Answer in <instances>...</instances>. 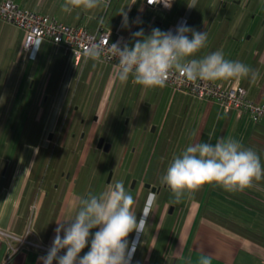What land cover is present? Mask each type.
<instances>
[{
  "label": "crops",
  "instance_id": "obj_1",
  "mask_svg": "<svg viewBox=\"0 0 264 264\" xmlns=\"http://www.w3.org/2000/svg\"><path fill=\"white\" fill-rule=\"evenodd\" d=\"M13 1L89 31L101 25L112 41L130 46L132 33L141 28L146 35L153 28L167 31L183 19L189 27L208 34L206 46L193 58L220 50L225 59L258 69L260 78L254 85L248 79L217 82L240 84L249 99L264 102L261 0H197L195 8L188 7L190 0H173L167 10L146 6L143 0H110L107 9H74L70 14L61 10L64 0ZM122 8L127 13V26L119 14ZM23 38L21 28L0 19V230L26 236L47 248L23 242L5 264H42L40 258L52 245L58 223L74 218L81 197L97 193L93 188L96 184L90 186L84 177L80 184L65 181L61 195V171L71 169L70 176L78 174V166H73L82 164L87 153L94 152L97 135L104 133L102 127L106 122L110 125L109 120L116 118L114 112L121 107L127 111L132 138L138 143L153 137L143 125L154 124L159 134L163 131L162 147L152 169L158 168L159 161L164 163L181 154L190 142L215 144L220 138H231L245 147L254 137L264 147V118L256 125L245 108L224 109L214 99L198 98L168 84L145 89L131 78L121 84L114 64L84 60L75 65L69 49L46 38L36 39L25 52ZM70 91L73 95L66 99ZM66 108L68 117L58 140L63 152L58 148L59 153L51 154L44 136L57 128ZM151 143L157 146L156 141ZM255 152L264 166L261 150ZM161 167L165 172L167 165ZM161 192L131 264H200L202 257L210 258L211 264H264V179L257 187L232 193L206 184L186 194L178 204L171 202L169 188ZM135 237L136 233H131L129 242ZM88 250L86 247L81 256ZM8 252L9 240L0 233V264Z\"/></svg>",
  "mask_w": 264,
  "mask_h": 264
},
{
  "label": "clouds",
  "instance_id": "obj_2",
  "mask_svg": "<svg viewBox=\"0 0 264 264\" xmlns=\"http://www.w3.org/2000/svg\"><path fill=\"white\" fill-rule=\"evenodd\" d=\"M150 4L161 0H148ZM110 0H64L61 10L72 13L74 9L85 12L107 9ZM165 7L171 0H164ZM197 0H190L189 8H195ZM127 26L124 8L119 12ZM103 23V17L99 18ZM190 34V35H189ZM133 43L117 41L92 44L84 50L86 60L103 63L102 55L116 59V77L121 84L132 82L145 89L163 88L173 75L196 84L198 81L214 82L248 79L256 84L260 78L258 69L236 60L225 59L220 50L200 59L193 58L208 40L207 32H200L182 23L172 30L153 28L145 34L143 28L132 33ZM39 48L38 44H35ZM95 66V63L94 65ZM264 179V166L254 150L245 148L235 139L220 138L215 144L193 142L181 154L173 156L160 177V183L171 192V202L181 203L185 195L199 191L204 185H216L227 192H243L257 187ZM157 200L150 193L137 220L136 200L126 191L124 182L110 184L100 193L89 192L81 197L73 219L58 223L52 245L42 264H131L139 238L148 227L147 220ZM96 229L95 232L92 230ZM136 237L129 242L128 237ZM63 233V235H61ZM90 245V247H89ZM89 250L81 256V252ZM64 251V254L60 253ZM200 264H211L210 258L202 257Z\"/></svg>",
  "mask_w": 264,
  "mask_h": 264
},
{
  "label": "built area",
  "instance_id": "obj_3",
  "mask_svg": "<svg viewBox=\"0 0 264 264\" xmlns=\"http://www.w3.org/2000/svg\"><path fill=\"white\" fill-rule=\"evenodd\" d=\"M143 2L149 7L161 6L162 8H169L165 7L164 0L156 4H150L148 0H143ZM0 19L14 23L23 30L24 38L22 46L24 49H30L36 39L46 38L69 49L72 52L75 65H79L82 61L86 60L83 53L90 45L101 44L106 46L107 44L117 42L110 39L109 32L103 30L101 25L95 31H89L83 26L70 25L49 14L22 7L13 0H0ZM183 21L182 19L181 24ZM176 27L171 28L173 34H175ZM105 56L106 53L102 55L104 63L114 65L117 63L115 58L111 59ZM167 84L198 98L214 99L224 109L234 108L239 111L245 108L249 110L254 121L264 113V103L248 99L245 88L239 84L227 86L217 81H198L196 84H193L179 75H173ZM0 233L7 237L10 245V252L6 254L1 264L9 262L11 255L20 249V245L23 242L39 248H47L44 244L33 239H28L26 236L16 235L3 230H0ZM12 240L19 243L11 244Z\"/></svg>",
  "mask_w": 264,
  "mask_h": 264
},
{
  "label": "flooded vegetation",
  "instance_id": "obj_4",
  "mask_svg": "<svg viewBox=\"0 0 264 264\" xmlns=\"http://www.w3.org/2000/svg\"><path fill=\"white\" fill-rule=\"evenodd\" d=\"M72 95L73 91L68 92L66 99H71ZM66 103L67 101L65 100V104ZM69 104L70 103L68 102L67 105ZM114 113L115 114L113 116H116V118L109 120L110 125H108V123L106 122L102 127L104 133H99L97 135L92 147L94 152L87 153V158L82 164L73 166H78V174L76 176H70L71 169H64L61 171L62 182L64 181V183L61 182V185L59 187L61 189L62 186V192H60V194L63 195V192H65L63 188V185H66L65 181L69 182L71 180V182L73 183L80 184L83 178L86 177V182H89L90 186L92 184H96V186L93 188L96 189L98 194L106 190V188L110 184L114 185L116 182L122 180L124 182L126 191L131 193L133 197L135 196L134 199L136 201H140L138 202L140 204V209L137 214V220H139L140 216L142 215L141 209L143 208L148 195L150 193H155L158 200L159 197L162 196L161 190L164 187H167L166 185H162L160 183V177L165 172L163 171V168L161 166L152 169L149 164L146 165L144 163L145 155L143 154V146H145L146 142L140 143L142 144L141 150L127 145V142L131 140L133 135L131 134V127H129L130 119L124 107H121L119 112ZM67 117L68 110L66 108L65 115L62 118L60 117L61 119L59 120L57 128L48 130L45 133L44 139L51 154H56L58 152V148L59 152H63V145L59 143L58 140L60 132L64 128L63 126H65L64 124L66 123ZM117 117L120 118L119 121H117ZM118 126L119 130H121L119 131V134L116 130ZM142 128L146 129L149 133L156 131V127L154 126V124H151L150 126L143 125ZM107 129L108 133L106 131ZM107 134H109V137L111 138L108 139L106 136ZM114 137L121 139V141L118 143V148L115 145L113 139ZM100 138H102L101 142H99ZM133 153H135L134 157H132ZM126 156L128 157V159L124 160V157ZM71 161L72 160H70V162ZM88 171L90 172V174H87ZM58 185V183L55 184L56 187H58ZM60 197L61 196H58V199ZM157 200L155 205L158 204ZM171 207L172 206L169 207V210L171 209Z\"/></svg>",
  "mask_w": 264,
  "mask_h": 264
},
{
  "label": "rangeland",
  "instance_id": "obj_5",
  "mask_svg": "<svg viewBox=\"0 0 264 264\" xmlns=\"http://www.w3.org/2000/svg\"><path fill=\"white\" fill-rule=\"evenodd\" d=\"M260 8H264V0H261L260 3L258 4V9H260ZM163 9L164 10H167L169 8H164L163 7ZM11 113H12V115H14V111H11ZM251 120L254 122L253 119H251ZM116 130H117V133L118 134H119V131H121V130H119V127ZM149 134L152 135L153 137L149 138V141L146 142L145 146H143V154L145 155V157H144V161L145 162L144 163L146 165L149 164V166L151 167V166H153L154 162L157 161V159L154 158V157H155L156 154H158L157 153L158 149L160 147H162V146H160V144L163 141V131H162L161 134H159L158 130H156L155 132H151ZM106 136H107L108 139L111 138V137H109V134H107ZM113 139H114L115 145L118 148V143L121 141V139L120 138H117V137H114ZM154 141L157 142V146L155 145V143H151V142H154ZM127 143H128L127 145H129L130 147H135V149L141 150L142 144L138 143L135 138H131V140L129 142H127ZM189 144H191V142L190 143H187L186 145H184V147L186 148ZM127 156L124 157V160H127L128 159ZM134 156H135V153L132 154V157H134ZM81 157H82V154H81ZM171 160H172V158H169V159L165 160L164 163L161 160V161H159V166H161L162 164L163 165L165 164V166L167 165V167H168V165L171 162ZM28 222L30 223V221H28Z\"/></svg>",
  "mask_w": 264,
  "mask_h": 264
},
{
  "label": "trees",
  "instance_id": "obj_6",
  "mask_svg": "<svg viewBox=\"0 0 264 264\" xmlns=\"http://www.w3.org/2000/svg\"><path fill=\"white\" fill-rule=\"evenodd\" d=\"M21 6V5H20ZM23 7V6H22ZM27 8V7H25ZM14 24V23H13ZM17 26V25H16ZM24 33V32H23ZM23 43V42H22ZM22 49L27 52L29 51V49H24L23 46H22ZM240 85V84H239ZM242 86V85H241ZM247 97V96H246ZM248 98V97H247ZM249 99V98H248ZM251 100V99H250ZM254 101V100H252ZM256 102V101H254ZM258 103H264V102H258ZM261 118H264V113H262L259 118L257 120L254 121V123L257 125L259 124V121L261 120ZM245 148H250L254 151H260L262 152V155H264V147H260L259 145V141H257L254 137H250L247 141H246V144H245ZM262 146H264V144H262Z\"/></svg>",
  "mask_w": 264,
  "mask_h": 264
},
{
  "label": "water",
  "instance_id": "obj_7",
  "mask_svg": "<svg viewBox=\"0 0 264 264\" xmlns=\"http://www.w3.org/2000/svg\"><path fill=\"white\" fill-rule=\"evenodd\" d=\"M101 141H102V138L99 139V142H101Z\"/></svg>",
  "mask_w": 264,
  "mask_h": 264
}]
</instances>
